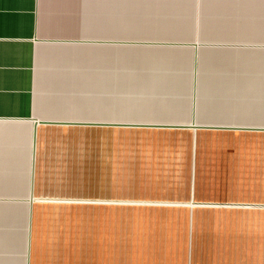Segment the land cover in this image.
Returning a JSON list of instances; mask_svg holds the SVG:
<instances>
[{
	"label": "crops",
	"instance_id": "obj_1",
	"mask_svg": "<svg viewBox=\"0 0 264 264\" xmlns=\"http://www.w3.org/2000/svg\"><path fill=\"white\" fill-rule=\"evenodd\" d=\"M139 1L159 11L182 10L188 2H197L216 11L264 14V0ZM124 11L125 0H0V264H76L59 252L52 254L49 248L56 242L51 238L65 234L47 224V206H66L67 199L76 196L68 191L76 188L106 193L84 196L89 199L85 219L98 220L94 212L100 216L99 231L88 227L87 236L104 237L101 245L107 249L109 222L115 223L120 255L116 261L90 259L84 264H264L263 222L256 236L251 227L242 236L236 215L230 213L261 211L264 203L230 207L223 204L236 203L214 197L212 189L226 184L200 179L208 151L203 155L197 132L189 149L170 148L150 133L135 134L143 143L126 148L124 132L102 136L96 149L91 136L78 134L87 127L125 125L264 130V75L249 74L246 62L245 67L235 65L245 68L243 76L236 69L226 75L222 65L210 68L212 74L196 100L183 86H166V80L159 79L161 84L154 87L149 79L145 87L132 91V107L175 115H145L126 122L124 63L117 48L111 61L107 47L122 44L124 38L92 35L94 28L118 33L125 26ZM93 45L103 47L100 52L87 47ZM96 54L100 59L95 64L93 59L79 61ZM78 140L91 146L79 147ZM110 157L117 166L115 180L78 183L56 177L76 172L81 158L85 172L98 165L106 172ZM258 230L259 262L246 257L187 262L189 247L195 245L235 256L251 253Z\"/></svg>",
	"mask_w": 264,
	"mask_h": 264
},
{
	"label": "rangeland",
	"instance_id": "obj_2",
	"mask_svg": "<svg viewBox=\"0 0 264 264\" xmlns=\"http://www.w3.org/2000/svg\"><path fill=\"white\" fill-rule=\"evenodd\" d=\"M134 1L125 0V11L122 14L124 18L121 19L124 20L125 26L118 29V33L116 29L107 31L105 28H94L92 30L94 36L108 35L109 37L124 38L122 44L107 47L111 61L115 58L118 49L119 60L124 63L126 99L124 120L126 122L145 115L154 117L175 115L172 114L173 112L160 109L144 110L132 107V91L145 87L144 84L149 79H152L154 87L158 83L161 84L159 79L166 80V86L175 85L174 87L177 89L183 86L189 91L190 98L196 100L205 86L208 74H212L210 68H214L216 65L224 66L226 75L230 76V72L236 69L235 65H244L245 67L244 62H246L250 65V68L247 69L249 74L264 75V14L216 11L201 5L198 6L197 2H188L189 7L182 10L159 11L143 7L144 3L139 0ZM251 20L253 21L250 22ZM87 47H93L94 51H99L103 46ZM95 48L99 49L95 50ZM89 59H93L95 64L99 61L100 55L81 56L79 61L86 60L85 62H88ZM145 67L150 69L145 70ZM244 67L236 69V73L245 75ZM198 117H203V114H199ZM87 128V130L78 131V134L91 136L92 146L96 149L100 148L102 136L108 134L110 137H116L118 132H124L126 148L137 147L138 143H143L141 139H135L139 138L135 137V134L150 133L159 139L158 142L166 143L170 145V148L189 149L192 147L193 133L197 132L200 138L198 141L200 149H204L203 155L206 149L208 151L205 154L206 162L200 168V179L226 184L223 189H212L214 197L217 196L215 197L217 200L224 198L228 202L237 204H223L230 207L239 205L244 208H253L254 204L248 203L256 201L264 203V130L202 126L195 130L192 126H153L149 128L133 125ZM85 143L83 140H78L79 147L82 144V147L85 145L88 149L91 142ZM113 148H116V144L113 145ZM81 159L83 162L80 163L78 160L76 172L57 173L56 177H61L60 180H75L78 183L84 182L86 179L94 181L116 179L117 166L113 163L115 158L110 157L106 172H101L99 165L93 166L92 169L87 167L88 171L85 172L84 159ZM68 192L69 195L76 196L67 199L69 203H66V206H47L50 208L48 214L51 216V219L47 221L48 228L59 229L61 234L67 235L51 238L56 242L49 248L52 254L59 252L63 258H70L76 264H84L86 260L96 261L101 258L108 259L109 262L116 261L119 254L116 246L115 223L109 222L107 249L101 245V240H105L104 237L87 236L90 229H93L94 232L99 231L100 216L99 213L94 212V218H98V220L85 219V204L89 199L84 196L90 194L104 196L106 193L100 194L84 188H76ZM230 213L236 215L234 222L238 227L240 226L238 232L241 231L242 236H245L246 228L249 227L253 229V234L256 236L255 230L260 229L262 222L264 226V210L244 209ZM88 227L89 230H87ZM259 231L258 241L255 240L251 253L239 251L235 256V253L227 252L226 256L225 253H219L217 250L209 251L207 246L198 247L195 245L193 248L189 247L187 262L212 258L215 260H224V258L235 260L237 258L238 261H243L245 257L246 260L252 262L258 260L259 262L261 257ZM237 248L240 249V247ZM262 256L264 260V250Z\"/></svg>",
	"mask_w": 264,
	"mask_h": 264
},
{
	"label": "water",
	"instance_id": "obj_3",
	"mask_svg": "<svg viewBox=\"0 0 264 264\" xmlns=\"http://www.w3.org/2000/svg\"><path fill=\"white\" fill-rule=\"evenodd\" d=\"M169 127H177V126H169ZM197 128L198 126H194ZM205 127H211V128H223L224 126H205Z\"/></svg>",
	"mask_w": 264,
	"mask_h": 264
}]
</instances>
